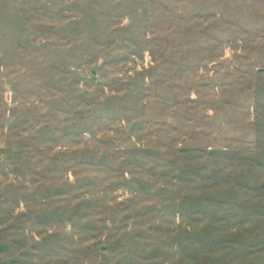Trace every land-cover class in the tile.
<instances>
[{"label": "rangeland", "instance_id": "1", "mask_svg": "<svg viewBox=\"0 0 264 264\" xmlns=\"http://www.w3.org/2000/svg\"><path fill=\"white\" fill-rule=\"evenodd\" d=\"M0 264H264V0H0Z\"/></svg>", "mask_w": 264, "mask_h": 264}]
</instances>
